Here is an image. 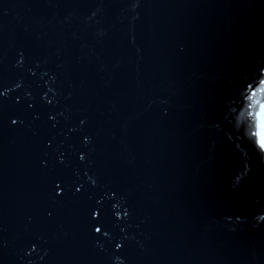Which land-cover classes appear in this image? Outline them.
<instances>
[{
  "label": "water",
  "instance_id": "water-1",
  "mask_svg": "<svg viewBox=\"0 0 264 264\" xmlns=\"http://www.w3.org/2000/svg\"><path fill=\"white\" fill-rule=\"evenodd\" d=\"M262 123L264 0H0V264H264Z\"/></svg>",
  "mask_w": 264,
  "mask_h": 264
},
{
  "label": "snow or ice",
  "instance_id": "snow-or-ice-1",
  "mask_svg": "<svg viewBox=\"0 0 264 264\" xmlns=\"http://www.w3.org/2000/svg\"><path fill=\"white\" fill-rule=\"evenodd\" d=\"M261 139H260V146L261 148H264V123H262V130H261ZM97 232L100 231L99 228L96 229Z\"/></svg>",
  "mask_w": 264,
  "mask_h": 264
}]
</instances>
